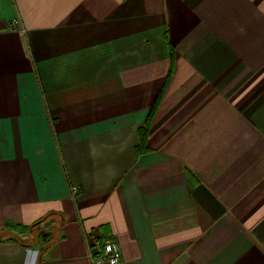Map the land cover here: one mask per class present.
Here are the masks:
<instances>
[{"label": "crops", "instance_id": "crops-1", "mask_svg": "<svg viewBox=\"0 0 264 264\" xmlns=\"http://www.w3.org/2000/svg\"><path fill=\"white\" fill-rule=\"evenodd\" d=\"M109 238L264 264V0H0V264Z\"/></svg>", "mask_w": 264, "mask_h": 264}, {"label": "built area", "instance_id": "built-area-1", "mask_svg": "<svg viewBox=\"0 0 264 264\" xmlns=\"http://www.w3.org/2000/svg\"><path fill=\"white\" fill-rule=\"evenodd\" d=\"M77 191V187L73 188ZM91 254L94 261H103L108 264H117L121 260V251L118 242L114 238H109L103 242L93 243Z\"/></svg>", "mask_w": 264, "mask_h": 264}]
</instances>
